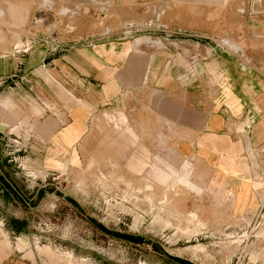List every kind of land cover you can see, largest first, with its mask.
I'll list each match as a JSON object with an SVG mask.
<instances>
[{"label": "crops", "instance_id": "1", "mask_svg": "<svg viewBox=\"0 0 264 264\" xmlns=\"http://www.w3.org/2000/svg\"><path fill=\"white\" fill-rule=\"evenodd\" d=\"M153 32L69 47L33 38L16 50L28 55L0 56L1 195L27 203L41 176L31 171L45 176L90 164L122 165L135 177L153 171L159 183L199 192V164L214 188L232 196V210L264 208V67L255 73L217 54L210 85L198 77V51L184 46L193 39ZM259 254L252 264H264Z\"/></svg>", "mask_w": 264, "mask_h": 264}, {"label": "rangeland", "instance_id": "2", "mask_svg": "<svg viewBox=\"0 0 264 264\" xmlns=\"http://www.w3.org/2000/svg\"><path fill=\"white\" fill-rule=\"evenodd\" d=\"M165 30L194 40L184 46L198 51V77L210 85L217 54L255 73L264 67V0H0V56L10 61L28 55L16 50L33 38L69 47ZM3 157L0 146V171ZM111 167L31 171L41 176L27 203L0 192V264H252L264 251V208L232 210V196L199 164V192ZM259 193L264 200V181Z\"/></svg>", "mask_w": 264, "mask_h": 264}]
</instances>
